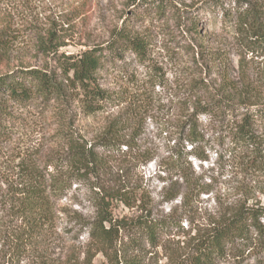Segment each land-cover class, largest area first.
Instances as JSON below:
<instances>
[{
  "label": "rangeland",
  "instance_id": "rangeland-1",
  "mask_svg": "<svg viewBox=\"0 0 264 264\" xmlns=\"http://www.w3.org/2000/svg\"><path fill=\"white\" fill-rule=\"evenodd\" d=\"M164 1L166 7L156 12L131 0H0V21L10 20L6 29L9 49L0 71L38 67L59 75L56 54L105 45L116 29L142 37L147 44L142 62L124 51L122 59L102 69L99 83L113 99L96 118H85L73 97L64 102L66 127L88 144L103 137L115 118H130L120 133L122 140L132 137L133 151L122 145L120 153L106 158L98 177H74L55 199L53 225L42 246L51 257L63 259L69 254L76 264L89 257L90 264H106L84 230V223L94 216V197L102 187L138 192L131 208L115 203V216L148 212L187 230L189 223L193 228L202 226L239 200L264 204V169L245 167L247 159L230 155L217 139L215 123L205 115L200 116L205 137L199 147L204 158L187 157L194 188L183 203L187 188L176 166V154L182 144L187 151L192 144L180 139V113L195 101L201 105L222 99L239 103L241 96L263 103L264 58L246 52L236 30L225 27L221 9L215 16L205 8L208 0ZM196 17V26H191L189 19ZM49 31L60 40L56 52L45 54L37 41ZM55 104V100L26 106L8 102L22 117V125L10 138L0 140V174L12 176L20 156L31 154L42 165L48 154H66V141L54 135L58 123L50 117ZM187 240V233L173 227L160 233L158 246L142 242L149 251L144 264H177L188 251ZM27 261L25 256L21 264ZM1 262H11L4 251H0ZM218 264H264V253L228 256Z\"/></svg>",
  "mask_w": 264,
  "mask_h": 264
},
{
  "label": "trees",
  "instance_id": "trees-1",
  "mask_svg": "<svg viewBox=\"0 0 264 264\" xmlns=\"http://www.w3.org/2000/svg\"><path fill=\"white\" fill-rule=\"evenodd\" d=\"M131 1L156 12H162L166 7L164 0ZM205 8L215 16L221 9L225 27L228 25L236 30L246 52L264 58V0H208ZM198 18H190L189 24L196 26ZM0 22H3L0 29V63H3L9 49L6 29L10 27V20ZM59 40L54 31H49L46 36L39 35L38 48L45 54L56 52ZM146 48L142 37L116 29L105 45H93L77 53L56 54L59 75L38 67L0 71V140L10 138L22 125V117L11 110L8 102L26 106L33 102L48 105L50 100H55L50 116L58 123L54 135L57 139L62 137L67 147L63 156L46 155L42 165L31 154L20 156L13 164L15 172L12 176L0 174V251L8 255L11 260L8 264H21L25 256L26 264H76L69 254L63 259L51 257L42 249L53 225L55 199L61 197L74 177H98L106 158L120 153L122 145L126 150L133 151V148L132 137L122 140L120 133L130 118H115L103 137L88 144L66 127L64 102L71 96L85 118H96L113 99L99 83L102 69L108 63L122 59L124 51H131L142 62ZM192 104L180 113L183 122L179 125L182 143L186 141L192 145L187 151L182 144L176 154V166L187 188L183 203L188 202L194 188L188 174L187 157L189 154L203 157L199 148L205 137L201 115L215 123L217 139L230 155L247 159L250 164L247 162L245 167L264 169V102L257 103L240 96L239 103L222 99L209 105L197 101ZM146 160L142 159L143 162ZM49 166L53 168L51 171ZM137 194L136 190L124 187H102L96 192L94 216L84 223V230L95 251L104 256L106 264H144L149 251L142 242L146 241L151 247L158 246L160 233L173 227L177 232L188 234V251L177 264H218L228 256L264 253V204L239 200L202 226L193 228L189 223L187 230L171 219L153 218L148 212L131 217L114 215L115 203L131 208L136 204ZM88 263H91L90 257L79 264Z\"/></svg>",
  "mask_w": 264,
  "mask_h": 264
}]
</instances>
